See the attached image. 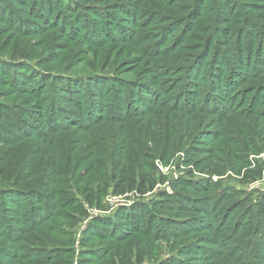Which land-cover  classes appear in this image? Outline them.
Returning <instances> with one entry per match:
<instances>
[{"label": "rangeland", "instance_id": "obj_1", "mask_svg": "<svg viewBox=\"0 0 264 264\" xmlns=\"http://www.w3.org/2000/svg\"><path fill=\"white\" fill-rule=\"evenodd\" d=\"M213 2L0 0L1 72L10 71L21 87L3 85L0 102L27 110L22 142L0 150L32 147L40 154L59 133L64 143L62 152L47 151L50 160L56 156L55 169L33 160H46V152L24 159L42 187L32 194L1 188L0 264H30L35 247L45 251L52 237L74 251L73 264L82 255L102 261L118 251L130 252L131 264H264V217L257 211L264 208V0H220V9ZM12 47L36 54L11 63ZM165 109L192 124L165 158L146 156L144 142L140 163L151 169L154 189L109 190L98 208L83 202L85 216L67 207V197L82 196H68L60 184L66 176L52 173L71 164L77 173L96 169L107 132L115 152L138 148L140 128L131 123L141 121L139 114L156 115L147 133L163 144L154 127L168 126ZM222 137L232 143L233 169H222L230 165L213 152L225 149ZM7 176L0 172V187ZM52 178L59 182L49 184ZM67 179L83 184L81 176ZM161 192L172 196L164 200ZM153 202L159 205L152 221L144 204L151 209Z\"/></svg>", "mask_w": 264, "mask_h": 264}, {"label": "trees", "instance_id": "obj_2", "mask_svg": "<svg viewBox=\"0 0 264 264\" xmlns=\"http://www.w3.org/2000/svg\"><path fill=\"white\" fill-rule=\"evenodd\" d=\"M8 2L5 3L8 4ZM211 5L220 9V0H214ZM244 23L245 22L242 19L241 24ZM158 50L162 51L160 53H165L167 51L161 48H159ZM35 54V51H31L29 55L25 50L15 47H12V49L8 52V55L11 57V59H13L12 61H10L11 63L25 62L27 61L26 58H28L29 56L30 58H33ZM0 61L4 62L6 60L0 59ZM136 62H141V59H136ZM75 64L76 62L72 63V65H74L77 69L85 68L84 62L78 64V66ZM152 69L153 67L150 69V71H152ZM2 70L3 69L0 66V96L2 94L1 88L3 87V85L8 86L9 84H15L14 90L19 92L21 90V87L17 85L20 84L18 80H16L15 77L11 76L10 71L1 72ZM152 73H154V71ZM22 89H24V87H22ZM11 96H14V91H12ZM214 101L216 103L218 102L216 99H214ZM161 103H163V101ZM22 106H24V104L22 103V105H19L18 101H15L13 103L0 102V146H17L22 142V138H24L25 134H19V132L21 131L19 129V123L22 120V114H25L27 111ZM175 112L176 110L165 109L164 119H167L169 121L168 126L163 128L162 123H157V126L159 127H154L155 136L164 139L163 144L154 143L155 139L151 138L147 133V129L150 124L152 122H155L156 115L139 114V118H141V121H137L136 119L131 123V127L134 130L140 128V131L136 132L138 136H136V139L134 140L137 141V144L135 146H138V148L133 146V148L126 147V149L116 150L115 152L112 146L111 137L107 132L100 139V141L105 144L104 147H101L100 151L96 152L97 155L101 151L104 153V156H102L103 161L97 162L95 164L96 169H90L85 173H77L76 169H74V166L71 164V169H64L59 173L53 172V177L54 175L66 176L65 181L60 182V184L68 188V191H66L68 192L66 193L68 196L71 194L75 195L74 190L76 192H79L82 196L81 200L74 202V198L67 197V207L72 208L75 213L85 216L87 215V209L84 207L83 202H85L89 207L96 206V208H98L109 190H111L115 194L121 193L125 190H131L136 191L139 195H143L148 190H153L155 180L150 173L151 169H143L140 163V158L142 157L139 156V153L143 154L145 152V142L146 144H149L146 156L150 158H154L155 156L165 158L169 147L174 145L172 141L175 140L177 136H181L184 134L185 126H191L192 124L190 120H178V117H174ZM16 122H18V124H16ZM25 138L31 140L32 136H28ZM226 139V137H222L223 141L221 143L225 149H214L213 152L215 155H218V157L223 156L226 160V163L230 165L228 167L223 166L222 169H233V162L236 160V157L232 155L233 151H231L230 148L232 143ZM63 144L64 143L62 142L61 133L50 137L46 141V148H43V151L40 152V154L46 152V160H41L40 158L37 160H33L35 162H44L49 167V169H55L56 165L54 164L53 159H55L56 156L53 155V158L50 160L47 151H51L53 154L58 150L62 152L64 150L61 149ZM153 144H155V147L152 146ZM187 144L188 143H183L181 147H174L175 149L172 150V152L175 150L185 149ZM223 153H226L227 155H223ZM34 154H37L38 156L40 155L36 150H33L32 147L24 150L23 153L20 152L19 154L11 155H5L0 150V172L6 171L8 173V181L6 185L0 187V190H2L1 188H4L6 186H13L16 191L22 194H32L34 192L32 191L33 188H39L43 186L42 183H39L37 181V174L39 173L35 171L34 164H30L29 162L24 161L25 158L32 157ZM60 167H63V165H60ZM69 175L74 180L77 178V176H81L83 181L81 187L77 185V182L73 185H70V182L67 179ZM53 179L54 178L50 179L49 184H57V182H59L57 180L53 181ZM181 193L182 191L180 192V194ZM158 195L164 200L166 197L172 196L164 192H161ZM178 196L179 195H177V197ZM155 203L157 202L152 203L151 207L153 208L151 209L150 207H148L149 205L144 204V206H147L146 217L148 219H152V221L155 218V214H157L154 212L155 206L159 205ZM257 211L260 216L264 217V208L258 207ZM98 223L99 219L94 220L91 225L97 226ZM65 248L66 247L64 243H62V241L56 239L55 237H52V239L50 240L46 239V250L42 251V247L36 246L34 249L35 256L30 259V264H73L74 251H65ZM49 252H52L51 260L47 262L46 256ZM123 253L124 252L118 251L115 257L111 255L110 257L104 258L102 261H98L96 259L82 255L80 258V264H131L132 258L130 252H128L127 255H124Z\"/></svg>", "mask_w": 264, "mask_h": 264}]
</instances>
